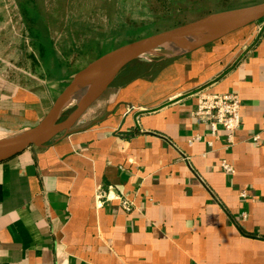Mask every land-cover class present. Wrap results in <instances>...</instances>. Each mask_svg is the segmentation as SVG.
<instances>
[{
  "label": "crops",
  "instance_id": "0c3cea01",
  "mask_svg": "<svg viewBox=\"0 0 264 264\" xmlns=\"http://www.w3.org/2000/svg\"><path fill=\"white\" fill-rule=\"evenodd\" d=\"M8 1L0 49L33 45L26 32L46 28H26L25 0ZM138 67L73 131L0 162V264H264V26ZM203 89L240 95L232 141L195 115ZM55 97L0 66V138L34 127Z\"/></svg>",
  "mask_w": 264,
  "mask_h": 264
},
{
  "label": "rangeland",
  "instance_id": "374dc122",
  "mask_svg": "<svg viewBox=\"0 0 264 264\" xmlns=\"http://www.w3.org/2000/svg\"><path fill=\"white\" fill-rule=\"evenodd\" d=\"M12 1L15 8L18 4ZM259 1L30 0L27 4L25 0L24 26L29 28L28 22L38 20L39 26L46 29L24 31L33 35V45L30 40L21 47L0 49V66L7 69L9 80H18L24 87L43 84L57 97L78 70L114 46L215 11ZM11 4L8 1L9 8ZM17 18L21 20L20 15ZM42 43L47 45L43 48ZM152 62L139 59L124 71L135 64Z\"/></svg>",
  "mask_w": 264,
  "mask_h": 264
},
{
  "label": "water",
  "instance_id": "95a60500",
  "mask_svg": "<svg viewBox=\"0 0 264 264\" xmlns=\"http://www.w3.org/2000/svg\"><path fill=\"white\" fill-rule=\"evenodd\" d=\"M263 18L264 0L209 13L185 24L122 44L98 56L73 75L45 116L34 127L0 138V162L9 160L29 148L43 147L60 134L73 131L87 110L132 62L139 59H171L184 55ZM198 34L205 35L184 50L174 51L166 47L171 42ZM94 76L95 80L82 101L70 103L72 94L87 78Z\"/></svg>",
  "mask_w": 264,
  "mask_h": 264
},
{
  "label": "built area",
  "instance_id": "2783aa9c",
  "mask_svg": "<svg viewBox=\"0 0 264 264\" xmlns=\"http://www.w3.org/2000/svg\"><path fill=\"white\" fill-rule=\"evenodd\" d=\"M259 30L264 26V18L258 21ZM195 115L210 128L211 134L216 135L219 129L226 131L228 141L233 137L242 125L241 120V98L240 95L233 92L214 93L206 89L197 92V109ZM256 139V138H255ZM221 166L227 172H234L235 168L227 161H223ZM242 196L247 192L243 191ZM101 198L108 197L105 192L100 193ZM122 208L127 211L132 209L131 199L120 197Z\"/></svg>",
  "mask_w": 264,
  "mask_h": 264
},
{
  "label": "bare ground",
  "instance_id": "6f19581e",
  "mask_svg": "<svg viewBox=\"0 0 264 264\" xmlns=\"http://www.w3.org/2000/svg\"><path fill=\"white\" fill-rule=\"evenodd\" d=\"M205 34H198L196 36L187 37L184 39H180L174 42H171L166 45L168 49L174 50V51H181L187 48L192 42L196 41L197 39L204 37ZM95 80L94 77L87 78L83 84L72 94L70 98V103H79L82 101L83 97L87 93V90L92 86L93 82Z\"/></svg>",
  "mask_w": 264,
  "mask_h": 264
},
{
  "label": "trees",
  "instance_id": "16d2710c",
  "mask_svg": "<svg viewBox=\"0 0 264 264\" xmlns=\"http://www.w3.org/2000/svg\"><path fill=\"white\" fill-rule=\"evenodd\" d=\"M263 1V0H262ZM260 2V1H259ZM250 4H252V3H250ZM243 6V5H242ZM229 9V8H228ZM222 10H224V9H222ZM204 16V15H203ZM200 17H202V16H200ZM199 18V17H198ZM193 21V20H192ZM190 22V21H189ZM179 26V25H178ZM40 31H42V30H40ZM44 31V30H43ZM150 34H152V33H150ZM150 34H148V35H150ZM146 36V35H145ZM142 37H144V36H141V37H138V38H136V39H134V40H137V39H139V38H142ZM134 40H130V41H127V42H124V43H121V44H119V45H117V46H114V47H112V48H110V49H108V50H106L104 53H106V52H108V51H110V50H112V49H114L115 47H118V46H120V45H122V44H125V43H128V42H131V41H134ZM47 45V43L46 44H44V43H42V47L44 48L45 46ZM49 45V44H48ZM46 49V52H47V50H48V48H45ZM53 52H55L54 50H53ZM45 53V52H44ZM104 53H101L100 55H102V54H104ZM45 54H47V53H45ZM100 55H98V56H100ZM97 56V57H98ZM96 57V58H97ZM139 67L142 69V70H145V69H147V65L145 64V63H140L139 64Z\"/></svg>",
  "mask_w": 264,
  "mask_h": 264
}]
</instances>
